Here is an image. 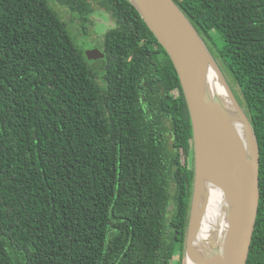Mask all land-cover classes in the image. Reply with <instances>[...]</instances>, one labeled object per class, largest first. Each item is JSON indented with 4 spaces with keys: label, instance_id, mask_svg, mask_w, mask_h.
Masks as SVG:
<instances>
[{
    "label": "trees",
    "instance_id": "16d2710c",
    "mask_svg": "<svg viewBox=\"0 0 264 264\" xmlns=\"http://www.w3.org/2000/svg\"><path fill=\"white\" fill-rule=\"evenodd\" d=\"M175 1L254 125L247 264H264V0ZM93 2L114 22L96 59ZM192 137L174 64L129 0H0V264H183Z\"/></svg>",
    "mask_w": 264,
    "mask_h": 264
},
{
    "label": "water",
    "instance_id": "95a60500",
    "mask_svg": "<svg viewBox=\"0 0 264 264\" xmlns=\"http://www.w3.org/2000/svg\"><path fill=\"white\" fill-rule=\"evenodd\" d=\"M129 1L169 54L191 117L194 185L183 264H187V258L196 264H247L260 203L261 152L251 117L221 62L175 0ZM190 37L219 72L242 127L207 91L206 67L193 52ZM86 53L95 59L103 56L99 48L91 45L86 46ZM212 146L226 152L231 164L212 165L206 156ZM220 154L216 152L212 161H217ZM211 189L224 194L226 228L220 236L201 241L200 225Z\"/></svg>",
    "mask_w": 264,
    "mask_h": 264
},
{
    "label": "bare ground",
    "instance_id": "6f19581e",
    "mask_svg": "<svg viewBox=\"0 0 264 264\" xmlns=\"http://www.w3.org/2000/svg\"><path fill=\"white\" fill-rule=\"evenodd\" d=\"M189 43L193 49V52L197 55V57L203 60V64L206 67L207 91L221 102L223 110L238 126L242 127L241 118L238 115L235 105L230 99L228 89L222 82L219 72L214 68L208 58L204 57L201 51H199L197 46L194 44L192 37L189 38ZM216 152H221L220 157L216 159L217 161H212V157ZM206 156L212 165L221 163L228 165L230 163L228 154L213 146L207 149ZM224 201V194L221 191L217 189L210 190L207 209L200 225V233L198 236L199 240L210 241L215 235L220 236L221 232H224L226 228V221L224 218ZM195 243H197V237L195 239ZM187 264L196 263H194V261L190 258H187Z\"/></svg>",
    "mask_w": 264,
    "mask_h": 264
},
{
    "label": "rangeland",
    "instance_id": "374dc122",
    "mask_svg": "<svg viewBox=\"0 0 264 264\" xmlns=\"http://www.w3.org/2000/svg\"><path fill=\"white\" fill-rule=\"evenodd\" d=\"M93 4L96 9V11L91 15V21H90V29L93 31H91V33L86 34L85 36L87 39L85 48L87 45H91L93 47H97L100 49L101 45L99 41H101L103 34L105 35V33L114 26V22L112 21V18L109 12L97 6L95 2H93ZM58 9H60V13L63 14V16L65 17V19H67L69 24H72V26L74 27L75 34H76L75 27L77 26V19L74 18L73 20L72 14L68 12L66 9H62V7H58ZM204 39H205V42L208 44V46L211 47L210 39H207L205 37ZM93 64L94 66H98V61H95ZM234 88L237 94L240 95L241 93L239 91V87L237 86V84H235ZM192 167L194 168V160H193ZM184 261H185V255L183 256V263Z\"/></svg>",
    "mask_w": 264,
    "mask_h": 264
}]
</instances>
